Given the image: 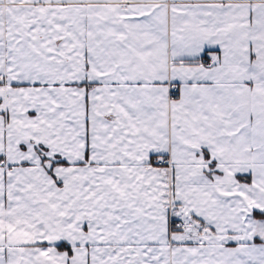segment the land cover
Returning <instances> with one entry per match:
<instances>
[{
    "label": "snow or ice",
    "instance_id": "snow-or-ice-1",
    "mask_svg": "<svg viewBox=\"0 0 264 264\" xmlns=\"http://www.w3.org/2000/svg\"><path fill=\"white\" fill-rule=\"evenodd\" d=\"M0 264H264V0H0Z\"/></svg>",
    "mask_w": 264,
    "mask_h": 264
}]
</instances>
